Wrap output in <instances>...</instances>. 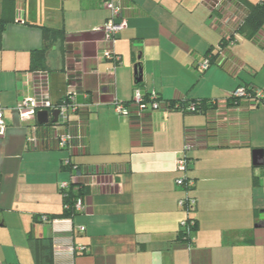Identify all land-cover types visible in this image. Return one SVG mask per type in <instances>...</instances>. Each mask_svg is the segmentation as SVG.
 Segmentation results:
<instances>
[{"label":"crops","instance_id":"crops-1","mask_svg":"<svg viewBox=\"0 0 264 264\" xmlns=\"http://www.w3.org/2000/svg\"><path fill=\"white\" fill-rule=\"evenodd\" d=\"M122 2L126 26L111 46L119 56L114 64L104 56L108 12L100 0H14L0 39V264H32L29 232L53 238L56 264H264V156L253 164V151L264 150V107H253V99L227 102L242 84L264 90L257 81L263 68L243 56L264 46L237 34L221 51L223 67L199 72L201 56L234 28L232 4L217 16L204 0ZM41 26L63 28L64 37L49 50L48 69L33 72L30 53L42 45ZM259 35L264 40V28ZM136 63L142 94L214 99L217 107L118 115L114 102L131 101L137 87ZM40 91L53 103L76 93L80 109L71 119L84 121L85 149L70 160L112 170L91 180L83 211L49 223L33 217L62 210L59 185L72 179L61 162L69 153L29 141L14 110ZM183 151L194 181L188 195L196 201L190 245L177 238L186 193L175 183L183 176L175 160ZM71 246L85 252L72 255Z\"/></svg>","mask_w":264,"mask_h":264},{"label":"trees","instance_id":"trees-1","mask_svg":"<svg viewBox=\"0 0 264 264\" xmlns=\"http://www.w3.org/2000/svg\"><path fill=\"white\" fill-rule=\"evenodd\" d=\"M207 7L210 11L217 16L223 14V8L225 4H232L233 8L238 13L237 15L230 16L228 19L232 21L234 18V28L230 34L221 38L219 42L218 49H209L201 56V60L208 58L209 66L215 64L217 66L223 67L224 59L221 57V51L226 48L227 45L232 44L235 41V36L237 34L244 35L248 38H252L259 42L260 45L264 46V40L260 38L259 33L264 28V0H204ZM14 12V0H2L1 2V14H0V39L1 34L9 22V14ZM233 22V21H232ZM41 37H42V45L39 49H34L30 53V64L29 70L33 72L46 71L48 69L46 64V58L49 50L52 45L58 41L59 39H63L64 30L63 28H53L47 26H41ZM199 63V62H198ZM136 73H135V84L137 88L141 86L140 76V63H136ZM197 63L195 64V68ZM203 72V71H199ZM244 87L249 94V99H254L255 90L260 89L255 87L253 83H246L240 85ZM238 86V87H240ZM237 87V88H238ZM140 89V88H139ZM236 89V88H235ZM234 89V90H235ZM150 92L146 94H142L143 101L147 102L149 99ZM157 99L165 101L168 106L173 107L177 105L176 110H182L185 112V108L192 103L195 106V112L207 113L209 111L214 110L217 107V102L214 99L208 98H193V99H185V98H174V99H162L157 94ZM243 98H234L231 94L229 95L227 102L230 104L236 105L239 104ZM59 102V101H58ZM57 103V102H56ZM127 105L128 115L127 118L131 119L133 117H141L144 112L149 111L150 109H145L143 111H139L138 107L134 104H131L130 101L124 103ZM264 105V98L259 99L258 102L253 104V107ZM165 108V107H164ZM171 109V110H175ZM162 111H166L162 109ZM169 111V110H167ZM79 112V110H78ZM80 120L82 123L84 122L80 116ZM56 123L53 121H48L45 125H38L37 127V138L41 144V147L46 146V144L50 143L57 149H60L55 141V133L53 131L54 125ZM84 143V141H83ZM189 143V141H188ZM195 148V144L191 146V149ZM85 149L78 148L72 150L69 153V158L66 163L61 162V168L68 172L74 178L68 183L67 187L60 190L62 195V210L59 213H54L50 215H36L33 217V222H52L53 220H61V219H71L78 214V211L74 209V204L77 198H83L87 192L88 187L91 185V180L96 177L108 173H112V170L108 167H84L79 163H74L70 160L74 154L81 152ZM190 149V150H191ZM64 150V149H60ZM187 165L186 172L188 171V165L190 162V157L186 156ZM187 179H191L187 177ZM255 179V178H254ZM193 180V179H192ZM193 187V186H192ZM191 187V188H192ZM190 188V189H191ZM189 190V189H188ZM188 190H184V192L188 195ZM189 196V195H188ZM193 198V197H191ZM188 204V203H187ZM185 204V206L187 205ZM187 215L185 217L186 225L182 228L179 227L177 232V238L180 242L190 245L191 243V234L197 229V219L192 215ZM43 218L46 219L43 220ZM27 240L29 243V247L32 254V264H56L55 254H54V241L51 236H41L36 237L32 233L27 234ZM85 249L82 251L74 250L73 254L83 253Z\"/></svg>","mask_w":264,"mask_h":264},{"label":"built area","instance_id":"built-area-1","mask_svg":"<svg viewBox=\"0 0 264 264\" xmlns=\"http://www.w3.org/2000/svg\"><path fill=\"white\" fill-rule=\"evenodd\" d=\"M104 9L107 10L108 15L105 20V23L102 27V31L105 34V42L108 45L107 49L104 51V56L106 59L113 60L114 64L119 62V56L113 51L111 48L113 41L119 35L120 31L126 26V19L124 16L126 6L122 2V0H100ZM209 67L208 58L202 59L199 63H197L196 69L198 71H205ZM255 98L253 99L255 104L259 101V99L264 98V93L260 89L255 90ZM231 95L234 98H243L249 99V94L246 89L242 86L236 88ZM76 93H68L64 98H62L59 102L53 103L48 99L47 93L40 91L35 93L32 96L22 97L16 107L14 108L21 122L25 124V129L27 133L29 132L31 135L29 137V141H36L37 137V127L38 124L36 122L37 112L41 110H47L49 113L57 110V120L55 121V125L53 131L55 133V141L57 146L60 149L66 150L68 153L72 152L74 149L83 148V123L80 119L76 118L74 120L71 119V115L73 113H77L80 109V106L75 102ZM157 93L155 91H151L149 95V99L147 102L143 101L142 93L139 88L134 89V93L132 99L130 101L131 104H134L138 107L139 111H143L145 109L150 110H162L166 108L167 110L175 109L177 105L170 107L167 105L165 101L157 99ZM252 104V105H253ZM115 111L118 115L127 116L128 109L127 105L122 102H114ZM165 107V108H164ZM186 111L195 112V106L190 103L186 108ZM49 121H51V117L49 116ZM5 132V122H4V109L0 108V136H2ZM191 145H186L185 150H190ZM182 152L179 157L175 160V167L177 171L183 173V176L177 178L175 180L176 185L183 188V190H188L194 185V181L192 179H187L186 176V165L187 158ZM68 160L64 159L63 163H66ZM74 176H71L73 179ZM68 183H61L59 185V189L62 190L66 188ZM195 199L191 198L187 194H185L179 200V206L183 209L185 213V217L190 215L195 210ZM188 203V204H187ZM185 204H187L185 206ZM74 209L78 212L84 210V199L77 198L74 204ZM185 217L180 221V226L183 228L186 225ZM43 220L46 221L45 218ZM76 230L81 232L84 230L83 226H77ZM85 249L83 246H71L69 248V252L73 253L74 250L82 251Z\"/></svg>","mask_w":264,"mask_h":264},{"label":"water","instance_id":"water-1","mask_svg":"<svg viewBox=\"0 0 264 264\" xmlns=\"http://www.w3.org/2000/svg\"><path fill=\"white\" fill-rule=\"evenodd\" d=\"M137 70L135 69L134 72H136ZM57 114L58 111L54 110L52 111L50 114L47 110H41L37 112V116H36V122L37 124H46L49 121V116L52 117L53 122H55L57 120ZM264 156V150L262 149H256L253 151V164H258L259 160L261 159V157Z\"/></svg>","mask_w":264,"mask_h":264},{"label":"rangeland","instance_id":"rangeland-1","mask_svg":"<svg viewBox=\"0 0 264 264\" xmlns=\"http://www.w3.org/2000/svg\"><path fill=\"white\" fill-rule=\"evenodd\" d=\"M238 35H240V34H238ZM240 38H241V36H240ZM242 42H243V40H241L238 43L241 44ZM235 45H238V44H235ZM256 51H257V54H255L253 51H250V50L247 51L246 50V51H244L243 56L247 60H251V61L254 60V61H257L259 63L258 67L259 68L262 67L263 69H262V72L259 73L257 81L264 82V50H262L261 48H259V50H256ZM210 67H215V64H212ZM261 105H263V104H261ZM263 107H264V105H263ZM187 152H189V151H187Z\"/></svg>","mask_w":264,"mask_h":264}]
</instances>
